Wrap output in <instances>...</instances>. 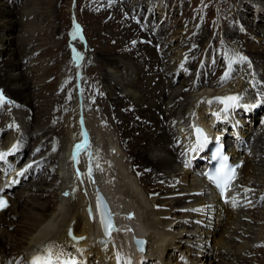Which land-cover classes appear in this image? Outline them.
<instances>
[{
  "label": "bare ground",
  "instance_id": "obj_1",
  "mask_svg": "<svg viewBox=\"0 0 264 264\" xmlns=\"http://www.w3.org/2000/svg\"><path fill=\"white\" fill-rule=\"evenodd\" d=\"M129 1L110 0L105 17L109 25L105 27L112 32L106 38L101 35L104 46L92 53L91 38L86 35L90 54L80 81V97L84 100L80 98V103L75 95L78 99L75 125L65 118L67 124H62L63 112L68 107L58 86L65 81L60 80L62 84L58 82L56 87L60 74L57 67L51 65L54 58L51 61L34 58L49 53L51 48L34 39H23L18 44L15 37L8 35L19 24V20L7 19L11 13L7 9L13 8L15 2L0 9V87L4 88L5 96H8L5 89L12 95L9 96L10 104L0 102V138L6 135V144H0V154L15 165V178L23 174L20 182L33 171L44 169L51 172L49 176L54 175L46 188L31 185L18 193L13 190L16 197H11L12 212L8 213L9 208L0 214V260L3 264H33L38 257L43 261L50 259L53 264H65L73 259L76 264H115L116 259L121 264H255L254 259L248 260V252L264 245V232L260 228L257 239L250 241L245 237L255 235L257 225L264 222L263 209L254 210L264 196V170L261 168L264 166V119L258 133H253L251 128L257 106L242 95L233 102L225 98L218 101L217 92L210 88L197 92L201 86L194 83L197 74L184 80L182 85L174 86L171 77L182 73L187 76L197 52L181 47L168 48L174 41L171 39L150 44L166 27L148 32V23L139 27L137 19L131 16L134 10L141 14L148 6L150 16L161 13L166 17V8L174 0H147V5L140 3L128 9ZM226 1L219 6L220 11L231 0ZM215 2L212 0V5ZM247 6H243L244 12L249 11ZM127 9L134 12L128 13ZM256 9L263 21L262 5ZM40 13L51 16L39 10L27 11L24 15L31 18ZM39 32L41 37L43 31ZM167 49L171 50L170 54ZM173 52L179 53V57H174ZM260 53L258 67L264 71V48ZM66 58L68 62L67 52ZM90 63L94 66L87 80L85 68ZM68 72L71 81V70ZM215 77H210L209 86L215 87L222 82ZM246 86L242 87L243 92ZM253 87L256 94L264 96L258 85ZM214 101L225 114L215 116ZM95 107L100 125H108L114 131L108 135L116 140L106 143L107 153L103 157L117 164L122 194L124 201L131 204L130 210L115 204L108 191L95 180L96 175L100 182L104 181V173L100 175V165L97 166L101 149L98 140L102 138L97 136V140L93 129L97 123L92 119L96 123L92 125L90 119V115L95 118V113H89ZM197 125L213 131L216 136L213 141L219 135L224 136L226 143L240 140L236 137L239 132L251 144L250 151L242 155L234 152L235 161H244L234 192L242 196L233 198L230 204H222L216 191L207 188L200 178V169L207 166L203 159L208 155L195 143L193 132ZM212 126L215 129H211ZM53 137L57 139L55 143ZM29 143L33 147L30 159L23 161ZM123 149L128 154L126 162L138 164L137 174L124 164L125 160L122 161ZM113 150H116L114 155ZM197 153L199 160H192L191 155L197 156ZM191 163L193 168H190ZM2 165L0 162V167ZM243 175L246 177L241 180ZM10 186L4 189L6 195L12 191ZM259 186L261 189L257 188ZM99 190L110 204L116 225L108 238L96 221L95 201ZM253 192L260 195L251 200L248 196H255ZM17 217L21 219L16 221ZM140 222L144 230L134 229ZM69 230L76 239L69 236ZM133 230L138 231L136 237L147 241L145 253L133 252L129 243Z\"/></svg>",
  "mask_w": 264,
  "mask_h": 264
},
{
  "label": "rangeland",
  "instance_id": "obj_2",
  "mask_svg": "<svg viewBox=\"0 0 264 264\" xmlns=\"http://www.w3.org/2000/svg\"><path fill=\"white\" fill-rule=\"evenodd\" d=\"M146 1L147 0H130L128 2L130 4V6H128V9H131L132 5L135 6L136 4L140 3H144L145 5H147ZM174 1H172L173 3L168 7V9L166 8L167 19L161 13L156 14L155 16H150L148 6H146V9L141 12V14H139L137 10H134V12L127 9L126 12H134L131 16L137 19V21L139 22L137 25L139 27L145 26L148 23V32H150L151 30L154 31L160 29L163 26L166 27L165 30L162 31V35L154 40L152 39V41H150V44H153V41L160 42L162 40L171 39L174 41L168 48L171 47L172 49H176L181 47V49L185 48L197 52V56L195 57V61H193V65H191V67L189 68L190 70H187V76L182 73L178 76L176 75L175 77H171L174 82V86L182 85L181 83H183L184 80H187L189 77L193 78L197 74V77L194 79V83H197V85L201 84V86H198L197 92H199L202 88L204 89H202L201 92H204V90L210 88L212 92H217L216 95L219 97L218 101L224 100V98L226 99L227 96L238 97V99H241V95L242 97H248L249 100H251V102L254 103L258 109L255 116V121L253 122V126L251 128V131L257 134L260 129L259 127H261L260 125H262L264 119V96L262 94H256L255 88L253 86L255 84L258 85V89L261 92L263 91L264 93V75L261 76L264 71L261 70L262 67L259 68V65L261 64L260 57H262L260 49L264 48V20L262 21V19L259 18L258 12H256V6L262 5V9L264 10V0H231L223 7V10L221 11L219 6L224 5L226 0H216L213 5L212 0ZM228 1L229 0H227L226 2ZM10 2H15V5L13 8L7 9L11 12L7 16V19L13 21L19 20V24L17 25L16 29L12 32H9L8 35L11 34V37H15L18 44L19 42L22 43L23 39H26L27 41L34 39V42L47 45L49 48H51L49 53H44L41 55L42 57L35 56L34 58L38 60L45 59L46 61H51V59L54 58V61H52L51 65L54 67L56 66L58 73L60 74V78H56V87L58 86V82L61 83L60 80L65 81V84H63L62 86H58L59 88H61L59 89V94H61V96L64 98L65 104L68 107L63 112L62 124L66 125L67 120L65 119H70L73 123L72 125H75L77 123V100L79 99V102L81 103L80 98L82 97V84L80 81L82 80L84 75V64L86 62V59L88 58V55L90 54V50L88 49V38L92 39H90L93 46V48H91L92 53L95 51V49L104 46V41L101 38H106L112 32L110 29L105 27L109 25L106 23L105 17L106 13L109 12V9H107V7H109L110 5V0H0V9H2L5 5L7 6V4H9ZM240 4L241 10L239 9ZM245 4H248L247 7L250 8L247 12H244L245 10L243 9V6ZM31 10L43 11L46 14L50 13L51 16L49 17L40 13L38 15H35L34 17L27 18L24 15V12ZM239 18H241V21H239ZM245 20H247V23ZM77 25L79 26V32H77ZM39 30L43 31L41 37L38 36V34H40ZM74 33H76L75 37L73 36ZM96 34L99 35V39L96 38ZM86 35L88 37L87 39ZM77 36L79 37L76 40L75 38H77ZM16 48L18 49V46ZM66 52L67 56L69 57L68 62L66 60ZM166 52L170 54L171 50L167 49ZM176 52H173V56L179 57V53L177 54ZM73 55L77 56H75L77 61L74 59ZM170 56L171 55H169V57ZM67 66L70 67V69ZM93 66L94 65L90 63L85 68L86 76L88 73L89 75L91 74V69L93 68ZM69 70H71V81L67 76L69 74ZM251 73L252 75H254L253 77ZM199 74H201V77ZM211 76H217L215 77L216 81L222 80V82H220L215 87L209 86L207 82H211ZM164 77L167 78L166 76ZM250 77L253 78L252 82L249 81ZM111 83L114 84L113 82ZM68 85L70 86V88ZM244 85H247L245 92L241 90ZM0 90L4 93V88L0 87ZM5 92L8 95L6 96L8 101H5V104H10V97H12V95H10L6 91V89ZM186 92L189 93V91ZM76 94L78 95L77 100L75 99ZM216 103L217 102L215 101L212 103V107H214L212 109H214L213 113L215 114V116L217 117L220 114H225L224 110L219 109V103ZM221 107H223V105H221ZM109 108L110 111H112L113 106L110 104ZM94 110L91 109L92 112L89 113H95V118L90 115V119L92 125L95 126V124L97 123L96 126L98 127L95 126L93 127V129L95 130V136H99L100 138H102V140L100 141V139L98 140L99 137H97V140L99 144H101V149L103 147V150L100 149L98 154L100 157L102 156V158H99L98 156L97 166L100 165V168L98 166L99 170L98 168L97 170L98 172H102H99L100 175L104 173L102 175V181L104 180L103 182H100V180L96 178V175L95 180L100 183L101 186L99 185V183L97 184L101 188H105L108 191L107 192L105 190L112 197L115 204H118V206L120 207H124V209L127 208V210H130V208H132L131 204L128 200H126L127 202L124 201V196L122 194L123 184L119 178L121 177V174H119V171L116 168L117 164H114V162L110 161L111 164L109 165L110 162L105 161L103 157V155L107 153V150L105 151L106 143H108V141L116 140L112 136H109L112 134L111 132L114 131L108 125H100V119L97 115L96 107ZM92 119H95L96 123H94V120ZM109 132L111 134L108 135ZM212 136L214 138V133ZM96 137L95 142L97 141ZM5 139L6 135L0 138V144H6ZM56 140L57 139L55 137L52 138V141L54 143L56 142ZM62 142H60V148H62L63 146ZM32 149V143H29V147L27 146L25 149V157L23 161L30 159L29 157ZM43 150L44 149H42L40 153H43ZM115 153L116 150H113V155ZM122 153L125 155L124 156L123 154H121L122 161L125 160L124 164L126 166L129 165V169H132L134 173L137 174V171L140 169L138 167V164H136V162H133L134 164L131 165L132 162H126L128 159V154L126 150L124 152V149L122 150ZM107 165L109 166V168ZM111 165L114 166L115 169ZM103 168L107 170L105 171ZM261 168L264 170V166L261 165ZM49 173L51 172H45L44 169L37 172L33 171L29 175L28 179H26L24 182H20V185L15 188V192L18 193V190L22 191L24 188H27L31 185H36L39 188L48 187L46 185H51L54 178V175L49 176ZM112 173L113 175H111ZM116 173H118V176L116 175ZM105 175L109 178H112L113 176V178L116 180L112 178L114 180L113 181L112 179L107 178ZM244 176L245 175L242 176L241 180L245 179L246 176ZM134 177H139V175H135ZM46 178L47 180L45 181ZM105 178H107L108 180H105ZM109 180L111 182H109ZM9 184L11 185L12 182H9ZM102 184L105 186H103ZM257 188L261 189V186ZM251 190L254 191L255 189L251 188ZM251 194H255V196H248L251 198V200L256 199V196L260 195L256 192H253ZM14 196L16 197L15 194ZM121 201L123 205L121 204ZM262 203L256 205L254 207V210L263 209L262 211H264V196L262 198ZM11 212L12 208L8 210L9 214ZM20 219V217H17L15 220L18 221ZM9 220L12 221L11 219ZM135 228L144 230L141 222ZM260 228L264 232V222H261L257 225V235H252L250 238L249 236H246L245 239L248 241H250L252 238L257 239V236L260 233ZM239 237H241V235H239ZM252 252H254L255 254L253 255ZM247 258L248 260L254 259L255 264H264V245L253 249V251H249ZM0 264H3L1 260Z\"/></svg>",
  "mask_w": 264,
  "mask_h": 264
},
{
  "label": "water",
  "instance_id": "obj_3",
  "mask_svg": "<svg viewBox=\"0 0 264 264\" xmlns=\"http://www.w3.org/2000/svg\"><path fill=\"white\" fill-rule=\"evenodd\" d=\"M97 210H98V214H99L103 233L106 237H109L115 231L116 225H115V220H114V216L112 214L111 207H110L107 199L103 195V193H101L100 191L97 192ZM102 213H103V217H102ZM102 219L107 221L109 224V227L107 230L105 228V224L102 223ZM69 232L71 234L72 231L69 230ZM141 241L143 242L142 245L138 243ZM134 244L137 247V250L139 252H144L146 250L147 241L145 239H134Z\"/></svg>",
  "mask_w": 264,
  "mask_h": 264
},
{
  "label": "snow or ice",
  "instance_id": "obj_4",
  "mask_svg": "<svg viewBox=\"0 0 264 264\" xmlns=\"http://www.w3.org/2000/svg\"><path fill=\"white\" fill-rule=\"evenodd\" d=\"M77 32H79V26H78V25H77ZM75 35H76V33L73 34L74 37H75ZM226 99H227V101H233V102H235V101L238 99V97H228V98H226ZM3 101H4V97H3L2 92H0V102H3ZM221 102H226V101H221ZM196 131H197V133H198L200 136H203V135H204L203 132H202V130L197 129ZM206 140H207V138L204 137V141H205V142H206ZM86 146H87V145H85V147H86ZM198 146H202V145H198ZM80 147H81L80 145L77 146L78 149H79ZM3 159H4V155H3V154H0V160H3ZM229 173H233V174H234V169H228V172H224V170H223V168H222V170H221V177L216 178L218 186L223 187V184H222L221 180H222V179H227ZM6 206H7V201H6V200H3V199H0V208L6 207ZM102 217H103V213H102ZM102 223L105 224V228H106V230H107L108 227H109L108 222L105 221L104 219H102ZM73 239H76V237H73ZM138 243L142 245L143 242L141 241V242H138ZM33 264H52V262H51L50 259H49L48 261H43L41 258L38 257V258L33 262ZM65 264H68V262H65ZM71 264H76V261H75V260L71 261Z\"/></svg>",
  "mask_w": 264,
  "mask_h": 264
}]
</instances>
